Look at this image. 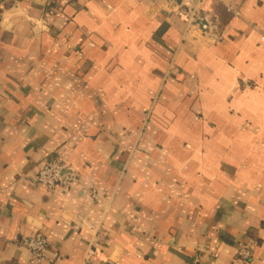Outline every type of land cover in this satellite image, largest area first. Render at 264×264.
Returning a JSON list of instances; mask_svg holds the SVG:
<instances>
[{
  "label": "crops",
  "instance_id": "crops-1",
  "mask_svg": "<svg viewBox=\"0 0 264 264\" xmlns=\"http://www.w3.org/2000/svg\"><path fill=\"white\" fill-rule=\"evenodd\" d=\"M211 7L217 40L166 0H0V264L36 232L39 264H264V0Z\"/></svg>",
  "mask_w": 264,
  "mask_h": 264
},
{
  "label": "built area",
  "instance_id": "built-area-1",
  "mask_svg": "<svg viewBox=\"0 0 264 264\" xmlns=\"http://www.w3.org/2000/svg\"><path fill=\"white\" fill-rule=\"evenodd\" d=\"M166 1H168L173 11L184 19L187 31L198 30L201 35L211 40H217L221 37V33H218L216 29L217 16L211 7V4L216 0ZM227 9L231 10L233 15L239 14L234 7H228ZM33 180L37 185L46 188L50 192L59 190L62 193H67L74 183H78L79 178L74 167L68 165L59 155L50 154L43 159L41 165L37 168ZM87 190L89 195H96L92 187ZM20 244L28 251L26 264L53 261L48 250L47 238L42 232H36L32 236L22 238ZM93 254H95L94 249L87 251L86 262ZM235 254L240 261L247 262L253 256V248L250 244L241 242L237 244Z\"/></svg>",
  "mask_w": 264,
  "mask_h": 264
}]
</instances>
